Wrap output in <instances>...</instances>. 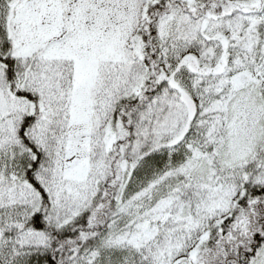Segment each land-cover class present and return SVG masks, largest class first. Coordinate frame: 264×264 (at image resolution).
I'll use <instances>...</instances> for the list:
<instances>
[{"label":"snow or ice","instance_id":"1","mask_svg":"<svg viewBox=\"0 0 264 264\" xmlns=\"http://www.w3.org/2000/svg\"><path fill=\"white\" fill-rule=\"evenodd\" d=\"M0 264H264V0H0Z\"/></svg>","mask_w":264,"mask_h":264}]
</instances>
